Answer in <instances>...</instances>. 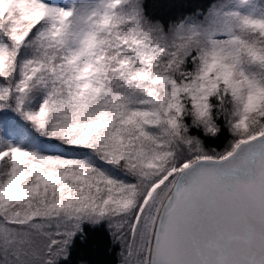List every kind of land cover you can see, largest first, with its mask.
Listing matches in <instances>:
<instances>
[{
	"label": "snow or ice",
	"instance_id": "6c2138e0",
	"mask_svg": "<svg viewBox=\"0 0 264 264\" xmlns=\"http://www.w3.org/2000/svg\"><path fill=\"white\" fill-rule=\"evenodd\" d=\"M147 7L0 0V264H264V0Z\"/></svg>",
	"mask_w": 264,
	"mask_h": 264
},
{
	"label": "trees",
	"instance_id": "16d2710c",
	"mask_svg": "<svg viewBox=\"0 0 264 264\" xmlns=\"http://www.w3.org/2000/svg\"><path fill=\"white\" fill-rule=\"evenodd\" d=\"M211 0H145L146 11L154 18L172 20L203 10ZM181 5V7H171ZM226 141H218L213 147H221ZM71 264H120L119 245L113 246L108 232L101 228H88L87 238L78 240L71 253Z\"/></svg>",
	"mask_w": 264,
	"mask_h": 264
}]
</instances>
